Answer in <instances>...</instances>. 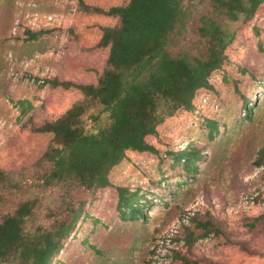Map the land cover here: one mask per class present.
<instances>
[{
  "label": "rangeland",
  "instance_id": "1",
  "mask_svg": "<svg viewBox=\"0 0 264 264\" xmlns=\"http://www.w3.org/2000/svg\"><path fill=\"white\" fill-rule=\"evenodd\" d=\"M128 1L0 0V168L35 166L53 134L32 127L82 98L50 79L97 82L109 52L99 45L102 28L118 18L87 6ZM233 27L225 62L194 108L166 118L147 137L154 151L128 150L111 184L83 196L50 264H264V2ZM180 151L196 159L187 163ZM117 186L135 195L143 216L121 212ZM40 196L55 204L60 190ZM190 232L203 235L191 248Z\"/></svg>",
  "mask_w": 264,
  "mask_h": 264
},
{
  "label": "trees",
  "instance_id": "2",
  "mask_svg": "<svg viewBox=\"0 0 264 264\" xmlns=\"http://www.w3.org/2000/svg\"><path fill=\"white\" fill-rule=\"evenodd\" d=\"M263 2L129 0L108 9L87 6L118 18L102 28L99 45L109 48L106 64L95 83L50 79L79 89L82 98L58 118L32 127L53 134L35 166L0 168V208L7 194L11 198L0 210V264H50L84 210L83 196L111 184L109 173L128 150L154 151L147 137L166 118L194 108L196 92L210 86L211 73L225 62L236 36L233 23L252 18ZM251 104L242 103L247 115ZM180 152L187 163L196 159ZM49 189L60 190L58 203L44 204L40 193ZM116 189L121 212L143 216L133 205L135 195L123 186ZM189 235L194 236L190 248L203 236Z\"/></svg>",
  "mask_w": 264,
  "mask_h": 264
}]
</instances>
